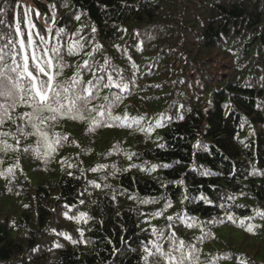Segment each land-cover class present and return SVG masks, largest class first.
Instances as JSON below:
<instances>
[{"label":"trees","instance_id":"obj_1","mask_svg":"<svg viewBox=\"0 0 264 264\" xmlns=\"http://www.w3.org/2000/svg\"><path fill=\"white\" fill-rule=\"evenodd\" d=\"M30 1L33 52L56 63V47L65 65L56 82L107 83L108 67L128 88L88 105L118 93L111 126L60 118L48 131L66 139L47 157L23 151L35 121L0 124V264H145L169 241L193 245L192 264H264V0ZM0 8L2 66L21 41L31 54L19 0Z\"/></svg>","mask_w":264,"mask_h":264},{"label":"snow or ice","instance_id":"obj_2","mask_svg":"<svg viewBox=\"0 0 264 264\" xmlns=\"http://www.w3.org/2000/svg\"><path fill=\"white\" fill-rule=\"evenodd\" d=\"M3 11L4 9L0 8V12ZM26 42L28 47L32 46L31 36L26 37ZM24 50L25 42L21 41L20 49L11 58V64L0 66V124L9 121L15 122L13 114L20 120L27 118L30 122L35 121L31 123V127L40 138L35 147H25L23 149L24 152L34 151L39 153L43 149L46 157L54 153L57 146L62 145L66 137L56 133L50 135L48 129L55 127L59 119L65 116L73 120H84L87 118L85 116L86 112H95V116L92 117L95 126H111L110 121L118 119L112 116L111 111L112 105L121 99L118 93L104 96L103 100L105 103L99 106L88 107L101 88H116L120 92L128 88V84L124 82L125 77L118 70L112 69L110 71L108 67L100 69V72L106 74L107 83H105V75H99L95 71H92L93 79L87 81L86 85L78 78L71 79L69 82H56V77L65 67L61 62L60 50L56 47L51 49L52 53L55 54L56 63L52 59H42L43 56H47V53L37 56L33 52L31 56H28L23 54ZM7 55L8 53L0 54V61H3ZM105 63L107 65V61ZM82 67H86L89 71L92 69V65L87 62ZM112 71L116 73V79L111 74ZM22 106L32 108L33 111L22 113L17 111ZM123 120H131V123H128V127H132L134 123H139L137 118H129L128 116H124ZM159 124L160 121H157V126ZM150 127L152 126L144 128L143 131L147 133ZM18 131L22 132L23 129L18 126ZM3 135L6 137L9 134L3 133ZM2 143L5 150L12 147V145L7 144L6 140ZM16 143L19 144V141L17 140ZM101 167L103 166L101 165ZM164 167H168V165H164ZM8 171L11 172L12 169L9 168ZM91 171L95 172L96 169L93 168ZM96 187H99V185H96ZM201 199L206 203H211L207 197L202 196ZM80 203H83V201H80ZM72 207H75V205ZM64 215L69 219L76 220L86 217V213H80L78 217H69L67 212ZM155 215L159 216L161 213L157 212ZM177 219L181 220V217H177ZM227 219L233 220L234 217L228 215ZM168 220L172 221L173 217L169 216ZM191 226L190 224L189 227ZM248 231H251V226ZM80 234L82 236L83 232L81 231ZM153 234H157L155 229H153ZM159 235L161 239L165 238L162 231ZM207 235V233H203L200 239H207ZM66 238L71 239V237ZM73 243H76V241H73ZM152 243L154 250H149L147 247L144 248V252L147 254L143 257L145 264H148L149 257H152L156 264H160V261L165 258L167 261H173L174 264H192L191 257L195 252L193 245H185L184 241H180L178 246L172 247L171 241H169L168 248L171 250L167 251L164 245L158 242ZM185 248L188 251H184ZM176 253L179 255H176Z\"/></svg>","mask_w":264,"mask_h":264},{"label":"rangeland","instance_id":"obj_3","mask_svg":"<svg viewBox=\"0 0 264 264\" xmlns=\"http://www.w3.org/2000/svg\"><path fill=\"white\" fill-rule=\"evenodd\" d=\"M21 3L23 12H24V25L27 28V32L29 36H32V33L35 31V24H33L32 20L34 18V9H32L33 4L30 0H19ZM37 19L40 20V16H36ZM33 47H30V54H33ZM25 53V52H24ZM23 53V54H24ZM25 55V54H24Z\"/></svg>","mask_w":264,"mask_h":264}]
</instances>
